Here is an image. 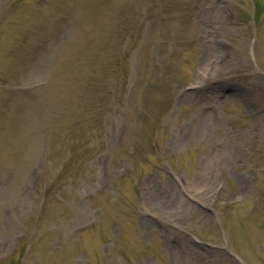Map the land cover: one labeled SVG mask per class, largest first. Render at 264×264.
<instances>
[{"label": "rangeland", "instance_id": "obj_1", "mask_svg": "<svg viewBox=\"0 0 264 264\" xmlns=\"http://www.w3.org/2000/svg\"><path fill=\"white\" fill-rule=\"evenodd\" d=\"M111 1L0 0V264H264V9Z\"/></svg>", "mask_w": 264, "mask_h": 264}, {"label": "bare ground", "instance_id": "obj_2", "mask_svg": "<svg viewBox=\"0 0 264 264\" xmlns=\"http://www.w3.org/2000/svg\"><path fill=\"white\" fill-rule=\"evenodd\" d=\"M130 1H133V0H130ZM106 10L107 11H109L110 10V5H109V3H108V0H106ZM110 14H114V13H110ZM109 14V15H110ZM130 13H126V12H124V15H123V23H127L129 20H130ZM113 40L114 41H117L118 39H117V37L116 36H114L113 37ZM92 85H93V83H92ZM192 92V91H191ZM192 93H194V92H192ZM78 105H79V102L78 101H75L74 100V102H73V109H74V111H76L77 110V108H78ZM46 124H48L49 125V123H46Z\"/></svg>", "mask_w": 264, "mask_h": 264}]
</instances>
